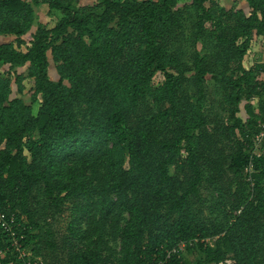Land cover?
Wrapping results in <instances>:
<instances>
[{
    "label": "trees",
    "instance_id": "trees-1",
    "mask_svg": "<svg viewBox=\"0 0 264 264\" xmlns=\"http://www.w3.org/2000/svg\"><path fill=\"white\" fill-rule=\"evenodd\" d=\"M243 1L0 0L13 38L0 42V211L33 257L156 264L192 240L164 264H264V154L252 185L245 171L264 121V0ZM43 6L54 23L30 32ZM66 203V253L49 262L45 220ZM0 264L23 263L8 248Z\"/></svg>",
    "mask_w": 264,
    "mask_h": 264
},
{
    "label": "rangeland",
    "instance_id": "rangeland-1",
    "mask_svg": "<svg viewBox=\"0 0 264 264\" xmlns=\"http://www.w3.org/2000/svg\"><path fill=\"white\" fill-rule=\"evenodd\" d=\"M219 1V5L226 7V8H230V7H240L243 8L245 10H247V4L243 1V0H218ZM35 12H36V21L34 22L30 32L34 31L36 28V25L38 22L41 23H46L49 26L53 25L54 23V19L51 18L50 16L47 15V9L46 7H39V8H35ZM24 40L27 41L30 38V35L27 34L24 37ZM12 37H2L0 36V42H4V41H10L12 40ZM255 43V44H254ZM261 49V42L258 39H255V41L253 42L252 45V50H250L245 59H244V65L248 67V65H250L251 63H253L254 61H256V56L259 55L260 56V50ZM23 69H19V71H22ZM50 73L53 77H55V73H54V69L51 67L50 68ZM264 77V73H260V78ZM207 86H208V92H207V109L209 110L208 113L213 116V114L219 113L220 112V101L222 99V94L220 93V91L216 88L215 83L211 80L208 79L207 80ZM13 96H15V92L13 93ZM24 101L26 103L30 102V99L28 98L27 95H24ZM252 104L256 103V98H252L251 100ZM243 102H241L240 107L242 110V114L243 113ZM205 196L207 199H209V194L205 193ZM70 203H66L63 207V211L56 213L53 217H49V219H46L45 221H47L49 223V226L51 227L52 230V237H51V241L55 243V246L53 249L49 248L47 250L45 249H41V253L44 254V256H46V260L47 261H62V259L65 256L66 253V239H68L69 237V233L67 230V225L69 223V221H72L71 218V210H70ZM40 221H43L42 218H40ZM195 253L192 250L191 252L187 253V258L190 260H193L195 257ZM39 259H41L40 256H38ZM60 262V263H61Z\"/></svg>",
    "mask_w": 264,
    "mask_h": 264
},
{
    "label": "built area",
    "instance_id": "built-area-1",
    "mask_svg": "<svg viewBox=\"0 0 264 264\" xmlns=\"http://www.w3.org/2000/svg\"><path fill=\"white\" fill-rule=\"evenodd\" d=\"M259 125H260V131L254 137V146L250 151L249 160L245 167L247 180L250 182L251 185L253 183L252 181L253 155L256 154L257 156H259L260 154H264V149L262 150L260 149L261 142L264 137V121L261 122ZM15 224L16 223H15L14 214H10L6 216L0 211V228H2L6 232L8 236L7 242L9 244V246L7 245L5 246L4 250H0V253H5V251L8 250V248H10L15 252L16 257L22 260L23 264H42L41 259H39L38 257H33L31 251L22 246L21 240L23 239V234H19L16 232V230L14 229ZM192 242H193L192 240L180 241L176 246L167 249L165 253V258L162 260H158L156 264H164V262L168 258H170V256L173 253H176L184 249L186 245H191ZM234 263L235 262L232 259H223L221 261H218L216 264H234Z\"/></svg>",
    "mask_w": 264,
    "mask_h": 264
}]
</instances>
